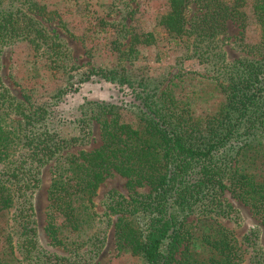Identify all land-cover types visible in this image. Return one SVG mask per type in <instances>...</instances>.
I'll list each match as a JSON object with an SVG mask.
<instances>
[{"label":"trees","instance_id":"1","mask_svg":"<svg viewBox=\"0 0 264 264\" xmlns=\"http://www.w3.org/2000/svg\"><path fill=\"white\" fill-rule=\"evenodd\" d=\"M252 1L260 41L244 46L248 56L237 61L227 84H221L225 99L212 113L197 115L193 99L178 97L171 87L156 96L145 80L135 86L127 76L115 78L117 72L100 74L120 86L137 87L140 94L130 104L133 111L107 102H86L79 109L82 117L70 123L85 124L87 130L97 121L102 144L65 156L56 168L46 226L52 245L66 246L59 236L57 213L69 233L82 231L96 218L94 197L99 187L116 173L127 179L130 189L148 187L149 192H136L129 199L111 196L100 218L107 227L84 244L88 263L105 247L111 225L119 251L140 257L143 264L243 263V245L220 221L229 216L219 194L231 190L264 224V0ZM18 3L32 11L38 6L32 0H0V67L4 49L18 39L28 37L38 47L58 46ZM188 3L168 0L159 25L193 56L207 54L214 59V43L225 33L226 22L244 26L246 15L240 8L245 0L231 4L202 0V13L192 19L186 17ZM158 42L155 33L148 32L132 36L130 45L135 50L136 45ZM47 116L43 109L29 108L14 97L0 76V164L4 165L0 218L11 212L16 200H28L26 193L39 187L42 167L77 140L46 129ZM18 210L14 221L20 233L8 238L9 256L0 258V264L65 260L37 246L31 215Z\"/></svg>","mask_w":264,"mask_h":264},{"label":"rangeland","instance_id":"2","mask_svg":"<svg viewBox=\"0 0 264 264\" xmlns=\"http://www.w3.org/2000/svg\"><path fill=\"white\" fill-rule=\"evenodd\" d=\"M32 1L39 6L34 11L29 10L27 4L20 6L18 3L17 7L32 16L58 46L38 47L28 37L16 40L3 51L0 76L19 101L48 114L44 121L46 129L58 135L74 136L77 140L61 149L42 167L39 187L26 193L28 200H16L11 212L0 218V258L9 256L8 238L13 239L20 233L14 221L19 208L24 209L23 215H31L37 246L59 259L65 256V260L53 264H85L84 260L90 255H87L88 245L84 244L107 227L100 218L111 196L116 194L129 199L136 192H149L148 187L130 189L126 178L116 173L110 175L94 197V222L80 232L69 233L63 216L57 213L59 236L66 246L52 245L46 226L50 213L49 189L56 168L65 156L93 151L102 144L101 127L97 121L87 130L85 124L70 123L82 117L79 109L86 102H107L133 111L129 109L130 104L140 94L137 87L120 86L100 74L117 72L115 78L127 76L135 86L145 80L149 91L156 96L171 87L178 97L193 99L191 104L197 115L212 113L225 99L221 84H227L226 78L237 61L248 56L244 46L260 41L261 29L253 14V1L245 0L246 5L240 8L246 15L244 26L227 21L225 33L214 43L217 47L215 58L207 54L198 58L189 52L190 48L171 39L165 28L159 25L160 17L168 10V0ZM188 1L187 19L198 17L202 13V0ZM225 1L231 4L236 0ZM148 32L155 33L160 42L154 46L136 45L133 50L130 45L132 36ZM3 168L4 165L0 164V171ZM225 184L230 185L227 178ZM219 195L229 216L220 221L243 245L242 264H264V224L261 218L231 190L226 189ZM112 220L115 222L116 216ZM107 234L105 247L91 262L86 261L88 264H143L140 257L119 251L113 225Z\"/></svg>","mask_w":264,"mask_h":264}]
</instances>
